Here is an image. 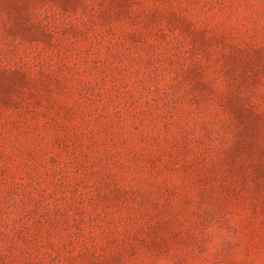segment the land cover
<instances>
[{"label": "rangeland", "instance_id": "374dc122", "mask_svg": "<svg viewBox=\"0 0 264 264\" xmlns=\"http://www.w3.org/2000/svg\"><path fill=\"white\" fill-rule=\"evenodd\" d=\"M0 264H264V0H0Z\"/></svg>", "mask_w": 264, "mask_h": 264}]
</instances>
